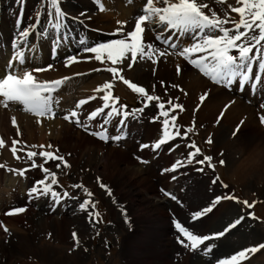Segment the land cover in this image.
Masks as SVG:
<instances>
[{"label": "snow or ice", "instance_id": "snow-or-ice-1", "mask_svg": "<svg viewBox=\"0 0 264 264\" xmlns=\"http://www.w3.org/2000/svg\"><path fill=\"white\" fill-rule=\"evenodd\" d=\"M157 2L163 6H155ZM18 3L22 6L23 0H18ZM41 3L46 6V15L49 18L48 23L51 25L52 31L45 29L39 35L44 39L51 37L52 44L55 47H59L67 41L71 34L70 30L66 31L68 29V15L61 8V0H41ZM95 3L99 5L100 11H104L100 0H95ZM216 3L223 5L226 3V0H216ZM236 3L241 6H230V12L238 14V20L232 17L227 10L224 11L223 18H221L217 11L210 7L207 0H146V4L142 8V14L135 18L134 30L125 34L123 25H121L112 34L119 38L89 46L86 39L81 37L78 43L82 46L81 51L83 53L94 54L91 57H87V59H94L102 65L108 62L111 65H120L125 64L126 61H130V63L125 64L126 67L130 68L138 62V59H147L152 64H156L160 57H167L173 54L166 49L161 50L154 43L144 41V25L146 23L156 25L161 30L155 37L156 41H159L161 44H166L168 48L173 49L175 55L183 57L194 68L199 69L214 85L231 89L234 84H238L240 90H244L246 86L255 90L259 85L264 84V0H236ZM206 9L208 10L207 13L205 12ZM81 15L83 16L84 14L81 13ZM73 19L79 20V17ZM20 23L21 21L18 19V30L14 34L11 42L12 55L5 66L6 74L0 76V106L9 108L10 105H21L22 110L36 116L38 118L37 123H39V118L52 119L56 116L55 106L59 105L60 97L54 94L71 78L64 77L63 79L54 81L41 82L34 75V72L47 71L52 67L51 65L47 69L26 70L24 68V65L27 63L25 48L29 51L34 48V45L30 44L29 41L39 27L40 14H37L35 23L23 29L20 28ZM229 24H231V27H226ZM163 32H171V36L163 35ZM181 37H191L192 43L190 46H185L181 49L175 42ZM254 49L255 52L253 51ZM198 53H202L203 55L196 56ZM194 56L196 58H193ZM78 62L80 60L77 56H70L66 59L65 66L70 67L72 64ZM254 67L256 69L255 73ZM93 71H107L111 73L112 80L119 79L132 92L138 93L143 97L144 107L138 108L136 112H132L127 109L126 105H119V98L113 95V83L110 81L95 89V92L103 93L99 97L103 103L94 111L88 113L83 121L81 119L82 113L78 110L82 109L90 101L96 100V96L80 99L75 104L74 110L63 115L62 118L89 132V128L91 127L90 122L96 121L99 117H103V121L99 124L97 130L90 131L89 134L105 143L109 142L110 139L118 142L125 139V135L122 130L118 129L120 134L110 137L106 126L111 123L112 119L119 117L121 128L126 127V121L130 116L135 117L137 112L143 113L144 108L149 106L148 102L161 101L162 98L149 94L144 87L125 79L121 75L122 69L119 67L107 66L103 69L96 68ZM179 73L180 66L177 65V74ZM77 75L81 74L77 73ZM161 84L163 85V82ZM172 87L179 86L172 85ZM153 89H155V86H153ZM184 94L187 95L186 92ZM207 95L208 93L205 92L199 97L201 104L207 98ZM166 103L170 106L167 109L165 102H160L156 105L160 110L158 115L164 118L162 120L161 138L151 146L147 144L141 145V149L151 147L153 150H159L163 145L174 140L176 137H182L183 134L180 126L176 122L177 117L171 115V113L175 112L176 109L183 112L184 106L183 104L175 103L171 97ZM259 108L264 109V102L259 105ZM222 118L223 113L218 117V120ZM259 120L264 125V115H261ZM16 123V119L13 117V126H16ZM192 131L193 129L191 127L184 130L185 133H191ZM236 132H239V128L236 129ZM17 135H20V129L18 127ZM183 138L186 139V135H183ZM212 142L210 137L206 140V143L211 144ZM18 145L21 146L18 147ZM4 147L5 141L0 139V149ZM25 147L44 149L46 146H23L21 141L12 140L10 148L12 156L20 160L22 157L17 155V153L24 152L27 160L32 161L31 167H39L44 173V177L34 183L33 187L29 190V197L32 199L47 197L52 199L54 203H60L64 198L70 197L71 194L67 192L60 193L55 190L54 186L58 185L57 174L44 166L48 161H59L60 163L55 165L57 169L61 168V166L66 168L71 166L64 156L57 155L58 149L56 151L42 150L37 152L32 150L25 151ZM53 147L51 144L47 145L49 149ZM185 147L190 149L186 155L182 159L177 160L170 168L164 169L163 172H176L182 167L193 165H201L197 169L201 173L204 172L205 169L203 166L205 165L213 172L216 170V165L212 163L213 157L204 155L202 159L197 158L201 155V149L194 142L186 144ZM38 155L44 158V163L39 165L34 160ZM140 162L148 163L144 160ZM224 163L225 161L223 159L219 161L220 165ZM4 167H6L5 164H0V168ZM28 170L9 169V171L20 176H24ZM219 180L220 177H216L212 183L215 184ZM100 187L105 189L109 196L113 195L112 191L106 185L101 183ZM224 187L227 186L225 185ZM73 188L83 189L89 198L93 196V193L82 184L73 185ZM164 195L170 196L173 200L177 199L171 193L164 192ZM236 199L234 196L227 194L216 197L207 206L192 213L191 219L198 221L202 217L212 213L222 200ZM237 202L239 201L237 200ZM243 203L248 208L254 207V204H249L247 201H243ZM89 206H91L92 211H89ZM96 207L97 204L91 199H85L78 205L79 210L87 212L92 221H95L100 216V213L96 211ZM25 211L26 208L19 207L5 214L11 216L22 214ZM244 219L245 217L241 216L226 226L223 231L202 237L193 234L191 230L182 226L180 222L174 221L175 229L188 241V243H185L178 237V243H181L186 249L190 248L195 251L200 245H204L206 241L224 236L228 231L240 225ZM4 231L8 232V229L5 227ZM73 239L79 245L80 241L75 232L73 233ZM259 248H264V244L241 250L237 254L231 255L228 259L219 260L218 264H240L242 260L246 259L248 253H255ZM203 251L205 255L210 254L213 252V247L208 246Z\"/></svg>", "mask_w": 264, "mask_h": 264}, {"label": "bare ground", "instance_id": "bare-ground-1", "mask_svg": "<svg viewBox=\"0 0 264 264\" xmlns=\"http://www.w3.org/2000/svg\"><path fill=\"white\" fill-rule=\"evenodd\" d=\"M1 1L2 0H0V19L2 22V12L4 14L5 9L8 10L9 5H12L13 0H11L9 4H7V2H3V1L1 2ZM72 1L75 3H78V4L80 2V4H79L80 7L82 6L85 11H83L82 8H81L82 9V11H81L80 8L78 7L79 11H77L78 9H76V10L74 9L73 12H76V14L74 15L72 12L73 15H71V16L74 17L76 15H79L80 17H82L81 13H83L84 14L83 16L89 15V14H95V15L97 14V15H100V17L106 18V20H104V22H103L104 23L103 25H98L96 23V24H94L95 26H91V27H95L94 29H98V28H96V26H99L98 30H101V26H103L104 28H107V30H101V31H104V32L112 35L114 32H116V30L118 28L121 27V25H123V31L125 34L127 32H129V30L131 31L134 28L135 24L133 23V25L130 27L131 22L129 21V18H128V14L131 13V10H128L127 12L126 11L123 12L122 10H120L118 8L115 12H113V10H111L112 7L110 6V7H108V10H110L109 12H106V9H105V11L102 14H100L101 12L100 13L92 12L90 7H89L90 5H88L89 2L87 3L85 0H80V1L72 0ZM68 2H70V1H68ZM107 2L109 3V1H107ZM135 2L138 3V0H136ZM207 2L210 4V7H212L214 10H216L218 15H220L221 18H223V13H224L222 11V10H224L223 6L218 5L216 3V1L214 2V0H207ZM36 5H37V13H40V14H42L43 12L46 13V6L42 5L41 2L37 1ZM66 5L67 4L63 5L62 1H61L62 10H64L63 6L65 7ZM15 6L16 5L14 2L13 7H15ZM155 6L161 7L163 5L161 3L157 2L155 4ZM22 7H23V10L25 11V14H26L29 11V9L32 8V1L31 0H24ZM207 11L208 10L206 9L205 12L207 13ZM233 14L236 15V13H233ZM13 16L14 15L12 13V17ZM8 19H9V17H8ZM87 20H88V18H86V21ZM82 21L84 22V20H82ZM118 22H121V23H118ZM6 23H7L6 19H4V22L2 23L4 27L6 26ZM24 24H25V21H24ZM111 25H114V27H115V29H114L115 31H113V32H110L111 28L113 27ZM8 26H9V24H8ZM229 26H231V24L226 25V27H229ZM144 27H145V32L143 33V39L145 42H149L148 40L151 38V35L156 37L157 30H159V28L156 25H151V24H147V23L144 25ZM17 30L18 29L16 27V32H17ZM7 31H9V30H7ZM170 34H171V32H170ZM8 35L10 36V34H8ZM34 35H36V33H34ZM2 36H4V35L2 34ZM114 37H117V36H114ZM36 38L37 37H35L34 39H36ZM111 39H113V38H111ZM1 41H2V39L0 40V43H1ZM191 43L192 42L187 43L186 46H190ZM41 55L42 54H40V57L38 56V58L44 59V57ZM93 55L94 54H91V53H84V54L80 55L78 58L80 60V62L74 63L70 67H66L64 65H57V64L52 63V64H50L52 67L49 70L43 71L42 73H40L38 75H36V74H34V75L37 77L38 80H43V81H53V80H56V79H59L62 77L63 78L64 77H70L71 78L70 80H68L65 83V85H63V88L59 92H57V96L60 97V103H61L60 107L64 105L63 99L66 98L65 97L66 92L71 90L72 88H75L78 86H80V88H84V90H86V89L94 90L92 92L91 91L87 92L89 90H86V91L81 90V92L76 95L78 101L80 99H86V98L91 97V96H96V97L98 96V93L95 92V89L99 86H102L104 83H106L107 80L102 77V78H100V81L94 83L92 86L89 87L88 84L90 82H93L97 77L94 76L95 78H93L91 73H90L91 75L88 74L89 72L85 73L83 75H77V73L81 74L83 72H87V71L91 70L92 68H93L92 70H94L96 68H103V67H107V66L119 67L122 69L121 75H123L125 79H127V80H129V81H131V82H133L139 86H142L140 84L155 86V85H157V83H159L157 86H162V85H160L161 82H163L164 84H166V82H167L168 88H169V90H171L172 96L173 97L180 96V99H178L179 103L190 106L192 113L199 114V115H201V117L202 116L205 117L203 122H208L205 125V132H206V129L209 130L207 133V135H208L207 137L216 139V141L218 142L217 145H219V146L215 149V151H216V154L218 157H221L222 155L225 157V159L227 161V165L229 166V173L227 175L231 179H233L235 182H240L241 184L245 181H249V178L253 179L254 177H257V175L258 176L261 175L259 177L261 179L262 175L264 174V132H263L262 128H260L257 125V121L250 116L251 115V109L249 107L244 105L243 102H241L240 100L238 101L237 99L230 97L221 88L213 86L209 82V80H207V77H205L199 71V69H198V71H193L192 68L190 67L191 64H189L185 59H182L180 56L175 55L174 53L172 55H168L167 57H160L156 64H152V62L150 60H147V59H145L146 60L145 64L144 63L141 64L140 62H142V61L139 62V59H138V62H137L138 64L135 63L130 68L125 66V64L130 63V61H126L125 64H120V65H111L110 62L102 65L98 61H95L94 59H91V60L87 59V57H91ZM199 55H203V54L202 53L196 54V56H199ZM196 56H194L193 58H196ZM81 59H82V61H81ZM139 63L141 65H139ZM177 65L180 66V73L179 74H177ZM31 66H32V63L30 61H27V63L24 65V68L28 69ZM46 66H47V68L49 67L48 64ZM47 68L45 67V69H47ZM134 68H137V70L135 71ZM94 72H96V71H94ZM58 74L61 75V77L58 76ZM106 76H107V78H110L112 80L111 73L106 75ZM81 80H83V81L81 82ZM86 80H88L89 82H86ZM169 84L178 85L179 87H172V86H169ZM83 85H84V87H83ZM259 87L264 88V84H261ZM178 88H181V90H182L181 93H179V94H178V92H176V90ZM77 90H78V88H77ZM79 91H80V89H79ZM75 92H76V90H75ZM185 92L187 93V95L184 94ZM205 92H207L208 95H207V98L202 103L203 107L201 109H203V112L200 113V111H198V108H195V107H197L199 104H201L199 97ZM167 95H169V94H167ZM67 101H71V98ZM96 102H97V99L90 101L87 105L83 106V111L85 112L90 107H94L96 105ZM174 102L177 103V101H174ZM230 104H233L232 107L230 108V110L227 109L226 111H224L226 106H229ZM13 106L14 105H11V106H9V108H4L3 106H0V139H3L5 141V145H6L4 151L0 149V164L6 165V167L0 168V178L2 177L1 174H2L4 169L14 168L15 166H17L19 164V160L14 158L12 156L11 151H10V148L12 145V140H19L22 142L23 146L45 145L46 147L44 149H49V148H47V145L51 144L54 146L51 149L52 151H55L56 148L59 149V151H58L59 154H61V156H64L65 158L69 157L67 155L68 153H71L73 155L72 161L76 162L77 164H80L84 169L85 168L91 169L94 166L95 169L97 170V168L99 167V164L97 166H95V159H98L99 156L96 153H90V154L85 156L83 154V149L85 148V146H92L94 149H97L100 147V148H102V152H103V156L100 158V162H101L104 170L106 171V175L104 176V181L110 185H112V184L114 185L116 183L117 177H116L115 171H116L118 164L122 161L127 162V160H128L125 153L121 152L120 150L113 149L110 146L100 144L92 136H90V134H89L90 131L89 132H86V131L83 132L84 130L80 127H77V126H74V128L73 127L70 128L67 124L62 123L60 120H50L48 118H45V119L39 118L40 122L37 123V119H38L37 117H30V116H26L22 113H19L16 109H14ZM220 109H221V112H220ZM193 111H195V112H193ZM219 113H220V115H221V113H223V118L218 120V117L220 116V115H218ZM260 114L264 115V109H261ZM13 117H15V119H16V122H17L16 126H13V124H12V127L11 126L7 127V123L11 122ZM153 125H156V124H153ZM224 125H228L229 128L231 129V131H229V129H226L224 127ZM146 126L152 127V125H148V124H146L145 127ZM160 126H161V124H160ZM17 127L20 129V132H21L20 135H17ZM235 127L239 128V132H237L236 134L233 133V136H230L231 133L233 132L232 128L234 129ZM156 131H157V127L152 128V133L147 132L145 129L144 130V134H145L144 140H148V139L150 140L151 138H153V134L156 133ZM235 131H236V129H235ZM161 134L162 133H160V135ZM138 135H139V133H138ZM141 135H142V133H141ZM145 144H147V143H145ZM172 144H173V142H170V144L167 143L165 145H172ZM143 145H144V143H143ZM242 145H246L244 148V151L248 152L247 153L248 155L245 157V159L239 160V157L241 155V150L239 149V147ZM173 147L176 148L175 145H173ZM242 147H244V146H242ZM137 148H138V146H137ZM168 148H169V146L167 148L165 146H163L162 149L160 148L159 149V150H161L160 155L157 158H155V156H153L154 158L152 157V155L149 153L150 152L149 149L145 148V149H142L140 152H137L139 150V148H138L135 152V155H134V153H133V155H132V153L130 154V156L135 157L134 160L127 162V164L133 166V164L138 165L137 163H139L141 160L147 161L148 163H146L145 169H141L142 171H145V170H148V166L154 167V165H158L159 163L162 162V164H161L162 168H161L160 174L155 173V176H156V178H158V177H162L164 173H167L168 179L166 180V183H162L160 187L163 188V187L167 186L168 185L167 182H169V180L171 181L173 179V176L176 178L175 179L176 188H175L174 192L173 191L172 192L174 194L176 192V196H177L178 201L172 200L173 202H168V205L170 207L171 203H175L177 205H179L180 202L183 203V201L185 200L184 197L187 194V190L189 189V185L185 186L181 189V187L183 185L180 184L181 183L180 177L181 178H187L185 181L197 180L198 182L194 181L195 185H193V187L195 189L199 190V188H200L199 182L203 178H206V176L202 175L204 177L201 178L202 176H200L201 174L199 175V171H196L197 170L196 167L198 165H193V166H186V167H182V168L178 169L179 172L176 171L177 172L176 176L172 175V178L169 179V176L172 172H163L164 169L171 167L170 163L165 164L163 162L165 157H167V159H166L167 162L170 161L171 155L168 153V150H167ZM184 148L185 147L183 146V149ZM37 149L38 148L25 147V151H27V150L36 151ZM183 149H181V151L183 152L182 156H179L181 159L188 152V151H185ZM186 149H187V147H186ZM123 151H126V149H124ZM177 151H178V149L175 150L174 153H177ZM235 152L237 153V155L235 154ZM22 153H23V160L26 161L27 158H26L24 152H22ZM148 153L153 158V159H151V161H148L146 158V156L149 155ZM155 153H159V152H155ZM172 153H173V151H172ZM136 157H139V159H136ZM171 158H172V156H171ZM153 167H151V170L153 171V174H154L155 171H154ZM59 169L61 170V168H59ZM89 169H88V172H89ZM180 171H182L184 173H181ZM194 173H196V174H194ZM29 176H31L30 177V179H31V178H38L40 175L37 174V172H34V173L30 174ZM29 176H27V177H29ZM136 176H137V180H133L131 178L127 179L130 181L131 189L121 188L118 186H116V187H118L119 190H124L128 194L129 200L132 202L133 207H136V206L141 207L143 205H146L147 209L156 210L155 215H158V216H156L153 219H150V221L157 223V222H159L160 217H163L166 220V217H167V215L169 217L170 212H166L163 207H160L159 205H155V203L149 202L145 197H143L144 194L141 193V189L148 181L143 176L141 171L139 172V171L135 170L134 175H133L134 179L136 178ZM218 176H220V174ZM41 177L42 178L44 177V173L42 174ZM221 178L223 180V177H221ZM101 180L99 179L100 183L106 185L103 182V180H102V182H101ZM203 180L206 181V179H203ZM210 180H211L210 182L204 181L203 182L204 185L211 183L213 186H216V184L212 183L213 179L210 178ZM233 180H231L233 185H235L236 187L239 186V185L235 184V182ZM15 183H16V180L13 179L12 177L9 179H4L3 185L5 187L3 186L4 188L2 190H0V201H1V198L3 197L1 195H3L4 193H8V196H6L4 204L0 203V225L3 224L5 226H8L9 228H11V231H12V232H10L8 230V232H5L4 230H2L3 226H0V232L2 233V234L0 233V235L1 236L4 235V237H5L4 238L2 236L4 238V240H1V242H0V264H32L33 260H38V259L41 261L51 263V264H67L65 262L64 255L61 252L52 250L50 248H38L37 249L33 246V241L42 233H44V234L54 233V231H52V226H54L56 232L58 233L59 239H61V241L68 240L67 243H70L71 246L72 245L75 246L73 249V250H75L77 247L76 246L77 244H76V241L73 239V233L75 232L76 234H78L79 231L75 227L69 225L72 221L68 220V218L73 216L75 221H77L78 225L82 227L84 225V222L87 221V219H89L87 217V215H88L87 212L81 211L77 207L74 209L73 206L75 205V203L73 205L69 202H68V205L66 206L67 210L64 212H61L60 209H58L56 206L57 203H54L52 199L47 198V197H41L39 199H35L36 202L38 203V207L37 208L34 207L31 210L30 208L32 206V202H31V198L29 197L28 193H29V190L33 187L32 181L29 183V185H27V187L25 184H23V185L21 183L18 184L17 189L19 191H21V190L23 191L25 189L24 187H26V189L24 190L25 196L23 197V200H21V201L17 197V194L15 192H12V191H11L12 193L9 192L10 189L13 188L11 186H14ZM49 183H50V179H49ZM156 184H158V183H156ZM19 185H20V187H19ZM98 185H100V184H98ZM110 190L112 191V193L114 195L115 192H113L112 189H110ZM144 191L146 192V194H149V195L158 193L156 191L155 186H150L148 188H145ZM96 193H97V191H96ZM207 193H209V190L205 191L204 195L202 193H200L202 199L203 198H209ZM226 194L229 195L226 188L222 187L221 189L215 190L213 195L208 199L209 200L208 203L207 204L205 203L206 204L205 206H207L209 204V202L212 201L214 198L224 196ZM119 195H121V194H119ZM97 196H100V194ZM121 196L128 198L127 196H124V195H121ZM156 197H159V196L156 195ZM181 198H183V199H181ZM191 199L192 198H190V200ZM9 200H10V202H9ZM204 200H205V202H207L206 199H204ZM11 201H12V203L16 202L17 204H20L21 207L26 208V211L22 214H17V215L15 214V215H11V216L6 215L5 213L11 209V207L8 206L7 204L11 203ZM222 201L225 203L226 207H221L220 206L221 202H220V204L217 205V207L214 209V211L212 213L202 217L198 221H193L191 219V215H190L189 222L193 223L191 225L189 224L190 228L193 227L194 224H196L197 228H198V226L200 228V229L198 228V230L201 231V228L204 229L205 227H203L202 225H199L200 221H202L206 224H210L211 222L215 221L217 218L221 217L219 215H224L225 209H226V214H227L226 216L229 219H233V217H231V215L228 214L229 212L227 213L228 208H229L228 201L227 200H222ZM162 202H164V201H162ZM180 205H179V207H180ZM183 205H181V206H183ZM197 205H200V204H197ZM169 207L167 208V211H168ZM18 208H19V206H18ZM181 208L183 209V207H180V209ZM184 208H186V207H184ZM187 208H188V206H187ZM184 210L185 209H183V211ZM218 210H220L219 213H218ZM191 212H193V211H191ZM194 212H195V210H194ZM55 213L59 214V217H58V219L55 218V219H53L54 221H52L51 218ZM113 213L114 212L112 210V215H113ZM121 213L124 214V218H126L125 215L127 214V218H128V222H129V228L133 229L134 225L136 224L135 220L133 219V215H135V213H133V210L131 209L130 205H129L128 210L126 211V214L122 208H121L120 214ZM171 217L173 219L175 218L174 215ZM53 218H54V216H53ZM229 219H227L226 222H224V224H222V230L221 231H223L226 228V226L229 225V224L228 225L226 224L227 222L232 221ZM118 220L121 222V225H122V219L121 218H113L112 217V221H114L115 224H116V221H118ZM126 221H127V219H125V224L127 227ZM246 222H247V220H243V222L240 224L241 226L238 225L236 228H233L230 231H228L225 235H233V233H235V231H233V230H236V232H237L239 230V228H241L242 225H244V223H246ZM167 224L168 223L164 221L162 223V226L164 228H166ZM85 225H87V227H88L87 222H85ZM172 228H174V227H172ZM207 228H208V226H206L205 230H208ZM215 228L216 227H214L213 229L215 230ZM193 229L195 230V228H193ZM193 229L191 228V230H193ZM213 229H211V230H213ZM21 231L24 232L26 235L20 236V237H18V236L15 237L13 235L14 232H20L21 233ZM172 231H173V229H172ZM195 231H193V234ZM168 232L170 233V229ZM168 232H167V234H168ZM6 233H7V236L5 235ZM179 234L178 233L175 234L176 236L173 235L177 239L176 242L178 241V237L180 239L181 238L180 236H182V235L179 236ZM238 234H240V233H238ZM253 234H254V232H253ZM54 235H55V233H54ZM198 235H200L202 237V236L207 235V234L201 232ZM235 235H236V233H235ZM240 235H238V236H240ZM1 236H0V238H1ZM172 238H174V237H172ZM14 239H15V241H14ZM168 239L171 242L170 237ZM225 239H227V238H225ZM156 240H157V242H159L161 240V238L160 237L156 238ZM236 241H238V239ZM173 244H175V243H173ZM215 244H216V242H215ZM161 245H163V244H161ZM180 245H179V247H180ZM210 245H208V246H210ZM258 245H260V244H258ZM136 246L137 245H135V247ZM214 246H212V247H214ZM168 248H171V247H168ZM73 250H72V252H73ZM160 250L161 251H153L152 250V252L149 253V251H148V253L154 259H158V258L163 259L165 257V252L162 251V247L160 248ZM138 251L140 253H142L140 251V249L137 248L136 250H134L132 252V254H128V257L129 258L130 257H136V255L138 254ZM172 251H174V250H172ZM225 251H226V249H225ZM72 252L70 253V257H69L68 262L70 264H75L77 262L78 254L72 253ZM189 252L190 251H188V253ZM195 252H197V251H195ZM176 253H174V254L176 255ZM225 253L226 252H224V254L223 253H220V254L225 255ZM227 253H229L228 250H227ZM191 254L192 253L190 252V255ZM229 254H227V255H229ZM232 255H233V253H232ZM198 256H200V255H198ZM201 256H203V255H201ZM219 256H222V255H219ZM179 257H177V258L179 259ZM187 257H190V256L187 255ZM187 259H185L186 262H187ZM211 259H213V258H211ZM175 260H177V259H175ZM173 261H171V262L174 263ZM179 261L180 260H178V262ZM186 262L184 264H187ZM206 262H207V260H206ZM135 263L140 264L137 262H135ZM243 264H245V263H243Z\"/></svg>", "mask_w": 264, "mask_h": 264}, {"label": "rangeland", "instance_id": "rangeland-1", "mask_svg": "<svg viewBox=\"0 0 264 264\" xmlns=\"http://www.w3.org/2000/svg\"><path fill=\"white\" fill-rule=\"evenodd\" d=\"M2 1L3 2H8L10 0H7V1L6 0H2ZM32 1H34V0H32ZM35 1L41 2V0H35ZM61 1H62L63 5L67 4L65 7L63 6V9H64L63 11L65 13H67V15L71 16L74 9L75 10L78 9L77 11H79V8H80L81 11L83 9V7L82 6L80 7V5H79L80 2L78 4V3L73 2L72 0H61ZM68 1H70V2H68ZM77 1H80V0H77ZM85 1L87 3L89 2L88 5H90L89 7H91V9L93 11H97L99 13L101 12L100 14H102V12L105 11V8H104V11H99L96 8V4L95 5H91V1L92 0H85ZM100 1H103V3H104V0H100ZM107 1L116 2L115 3V8L119 7L118 3L120 4V6H122V4L124 2L126 4H127V2H129L127 0H122L123 3L121 2V0L120 1L119 0H116V1L115 0H107ZM215 1L216 0H214V2ZM110 6H112V5L109 3L108 7H110ZM222 6H223V9H224V10H222L223 12L225 10H227L230 13L231 16L233 15L232 17H234L235 19L238 20V18H239L238 14L234 15L233 13L230 12V6L231 7L241 6V5H238L236 3V0H226V3L223 4ZM136 7H134V8H136ZM5 10H6V12H10L9 9L8 10L5 9ZM83 11H85V10L83 9ZM29 14H28V20L30 22L34 21L35 13L33 12V10H31V12ZM73 14H76V12H73ZM10 16L12 18V12H10ZM76 16L78 17L79 15H76ZM8 17H7V21H9V22L7 23V27L5 28L6 29L5 30L6 38H7V36H8V38H10L11 35L13 34L12 31L10 30V27H11V22H12V24H14V22H15L14 20L10 21L8 19ZM46 18L49 19L47 17V15H46ZM86 18H88L87 21H86ZM4 19H5V14H3V12H2V23L4 22ZM79 20L80 21L84 20V22L88 26H95L94 24H96V23L98 25H103L104 24L103 22H104V20H106V18L100 17V15H97V14L96 15L95 14H89V15H85V16H82V17L79 16ZM79 20H76V21L79 22ZM44 23L45 22L43 21L42 22L43 26H45ZM8 24H9V26H8ZM111 26H113V27L111 28L110 32L115 31L114 30L115 29L114 25H111ZM229 27H231V26H229ZM92 28H95V27H92ZM96 28L99 29V26H96ZM7 30H9V31H7ZM44 30H45V27H44V29H41V32L44 31ZM76 30H75V32H76ZM101 30H107V28H104L103 26H101ZM241 31H243V29H241ZM8 34H10V36ZM149 42L156 44V41H154L152 38H151V41H149ZM165 49L167 50V48H165ZM253 51L255 52V49ZM80 52H82V51H80ZM81 61H82V59H81ZM140 61H142V62H140ZM139 62L141 64L142 63L145 64L146 60H144V61L143 60H139ZM140 63H139V65H141ZM103 68H101V69H103ZM91 70H89L87 72H83V73H81V75H83L85 73H88V72L90 73ZM134 70L136 71L137 68H134ZM91 74H92L93 78H95V77H97V78L93 82H90L88 84L89 87L92 86L94 83L100 81L101 77H103V78L106 77L107 81H109V82L112 81V83H113V89H112L113 95L115 97H118L119 100L122 102V104H125L129 109H131L134 112H136V110L138 108L144 107V99H143V97L139 96L138 93L132 92V90L130 88H128V86L126 84H124L122 81H120V80H114V81L110 80L109 78H107L106 74L103 73V71L94 72L92 70ZM58 76L61 77V75H59V74H58ZM82 81L83 80H81V82ZM86 82H89V81L86 80ZM158 84L159 83H157V85ZM140 85H144L142 87H144L145 89L148 88V89H146V91L149 94L154 95V96H160L162 98V100L161 101L148 102L149 106L144 108L143 113H139V112L136 113V114H140L141 117H142V119L137 121L138 124H139V127H141V124L143 123V121L145 122V121H149V118L150 119L151 118L152 119L155 118L154 120H156L157 123H159L157 126L160 129H162L161 127H162L163 117L158 115L160 110H159V108L156 105L158 103H160V102H165L166 109H167L170 106L167 105L166 101L171 97V98H173L174 101H177V103H179L178 99H180V96H176V97L172 96L171 90H169L167 82H166V84L163 83V85L160 83V85H162V86L155 85V89L154 90H153V86L146 85V84H140ZM169 86H172V85L169 84ZM83 87H84V85H83ZM77 88H78V90H77ZM77 88L72 90V92H71L72 97L75 96V93L81 92V90L82 91L89 90L87 92L94 91V90H90V89L84 90V88H80V86L77 87ZM79 89H80V91H79ZM75 90H76V92H75ZM181 91H182L181 88H178L176 90V92H178V94L181 93ZM167 94H169L170 96L167 95ZM101 95H103V93L100 94L99 97ZM245 98L247 99V101H245L244 99L242 101H244L245 103L247 102L246 105L248 107H250L251 115L250 114L249 115L253 119H255L257 121V125L260 128L263 129L264 125H262L260 123V120H259V117L261 115L260 114L261 109H259V105L262 102H264V98L259 97V98H256L255 100L254 99L252 100L251 98H248V97H245ZM99 101H101V100L99 99ZM99 104H100V102H98V105ZM179 104H182V103H179ZM233 104H230L229 106H227L224 111H226L227 109L230 110V108L232 107ZM202 105L203 104H199L198 105L199 107L197 105H196L197 107H195V108H198V111H200V113L203 112V109H201L203 107ZM183 106H184V111L183 112H181L179 109H176L175 112L171 113V115H175L177 117L176 122H177V124L180 125V129H181L182 134L186 135V137H187L185 139V138H183V135H182V137H178L176 142L175 141L173 142L172 145H175L176 147H177V145H179V147L176 148V149H178V151H177L178 154L173 153L171 155L172 158L170 156V161L172 160L171 162L169 161L171 166L177 161L178 156H182L183 152L181 151V149H183V146L185 147L186 144H190L192 142H194L201 149V155L199 156V158L197 157L198 159H202L204 155H207V156L213 157L212 163L216 165V170L214 172L210 168H208L206 165L203 166L206 171L204 170L203 173L199 172V175L201 174L200 176H202V175L206 176V178H203L204 176L201 177L203 179H206V181L202 179L199 182V184H200L199 190H197V189H195L193 187V185H195L194 181L198 182L197 180H192V181L187 180V181H185L187 178H181L180 177V179H181V183L180 184L183 185L181 187V189L183 187L189 185V189L187 190V194L184 197L185 200L183 201V203L182 202L179 203V205L180 204L181 205L184 204L183 206L180 205V207H183V209H185L184 211H183L182 208H181L182 209L181 210L179 205H177L175 203H171L170 207H169L168 202H170L171 200H168V197H167V200H166L165 198H163V199L157 198L156 197L157 193L156 194H152V195L146 194V192L144 191L145 188H148L150 186H155L156 191H157V185L159 184L161 186L162 183H166V180L168 179V175H167V173H164L162 177L156 178L155 173L156 174H160V170H156L157 168L154 167L155 168V172L153 174V171L151 170V167H153V166H148V170L142 171L141 170V169H143L142 165L133 164V166H132V165H128L127 164V162H130V161L134 160V158H135L134 156H130V154L132 153V155H133V153H134V155H135V150H137L139 148V146L141 145L140 144L138 146V148H137V143L140 142V140L137 141V138L134 137L135 134H136V130L135 129L134 130L129 129V132L131 133L132 137L129 136L128 139L130 137L131 138L134 137V140L132 142H129L131 144L130 148L126 149V151H123L124 149L123 150L120 149L121 152L126 154L128 160H127V162L126 161H122V162H120L118 164V166L116 168V171H115L117 179H116V183L114 185L113 184L112 185L107 184L104 181V176L106 175V171L104 170V168H103V166H102V164L100 162V158L103 156L102 148H100V147L97 148V149H94L92 146H85V148L83 149V154L85 156L90 154V153H96L99 156L98 159H95V166H97L99 164V167L97 168V170L95 169L94 166L91 169H89V168H85L84 169L80 164H77L76 162H73L72 161V158H73L72 156L73 155L71 153H68L67 155L69 157L65 158L67 161L69 160L68 163L71 165L70 167L66 168V167L61 166V170L57 169L55 167V165L60 163V162L59 161H54L55 163L53 165H51L49 169L51 171L56 172V174H57L58 185L55 186V190L60 192V193L67 192V193L71 194L70 197H66V200H68L69 203H71L73 205L75 203V205L73 206L74 209L76 207L78 208L79 203H81L83 200L91 199L94 203L97 204L96 211H98L100 213V216L98 218H96L95 221H92L89 218V216L87 215V217L89 219H87V221H85V222H87L88 227H87V225H85V222H84V225L82 227L79 226L77 221H75V219L73 218V216L68 218V220L72 221L69 225L75 227L79 231V233L77 234V237H78L80 243H79V245H76L77 247H76L75 250H73L75 246H73V245L71 246L70 243H67L68 240L61 241V239H59L58 233L56 232L54 226H52V231H54L55 235H54V233H48V234L42 233L35 239L36 241L35 240L33 241V246L35 248H37V249L38 248H50L52 250L61 252L64 255L65 262L67 264H70L68 261H69L70 253L72 252V250H73L72 253L78 254L77 262L75 264H136L135 262L140 263V264H158V263L159 264H171L172 263L171 261H173V260H174L173 261L174 263H172V264H176V263L177 264H180V263L184 264L186 262L185 259H187V258H188L187 262H186L187 264H218L219 260L225 259V258L227 259V258L231 257L232 253L234 255V254H237L238 251L246 250V249H249V248H252V247H258L259 246L258 244H264V174L262 175L261 179L259 178L261 175L260 176L257 175V177H254L253 179L249 178V181H245L242 184L240 182H235L233 179H231L227 175L229 173V166L227 165V161H226L225 157L223 155L221 157H218L217 154H216L215 149L219 146V145H217L218 142L216 141V139L211 138L213 142L211 144L206 143V140L208 139L207 133H208L209 130L206 129V132H205V125L208 123V122H203L205 117L204 116L201 117V115H199V114L192 113V110H191L190 106H187L185 104H183ZM90 108L88 110H86L85 112H88L90 110ZM18 109H20V108H18ZM193 112H195V111H193ZM220 112H221V109H220ZM218 115H220V113ZM143 118H144V120H143ZM61 119H62V117H61ZM63 120L64 119H62V122H63ZM150 123H153V121H151ZM66 124L69 127L71 125V123H69V124L66 123ZM160 124H161V126H160ZM130 125H132V124L130 123ZM8 126L12 127V121L7 123V127ZM157 126L156 125H152V127L146 126L145 129H146L147 132L152 133V128L153 127H157ZM190 127L193 129V131L191 133H185L184 130L187 129V128H190ZM224 127L226 129H229V131H231V129L229 128L228 125H224ZM235 129H237V128L236 127L234 129L232 128L233 132L231 133L230 136H233V133H237L235 131ZM138 133L141 134L142 132L140 131ZM142 135H143V133H142ZM141 143H143V142H141ZM146 143H148V142H146ZM149 143L152 144L153 141H150ZM107 145H111V143H109ZM242 146H244V147H242ZM242 146L239 147V149L241 150V155L239 157V160L240 159H245V157L248 155L247 154L248 152L244 151V148H245L246 145H242ZM18 147H19V145H18ZM38 149L36 150L37 152L43 150V149H39V150ZM176 149L174 147H172V151H175ZM1 150L4 151L5 147L3 149H1ZM45 150L48 151V149H45ZM56 150H57V148H56ZM183 150L189 151L190 149H188V148L186 149V147H185ZM18 154H19V156L22 157V153L18 152L17 155ZM150 154H152V153L150 152ZM150 154L147 155V158H148V156H150ZM235 154L237 155L236 152H235ZM155 156H158V154H156ZM136 159H139V157H136ZM166 159H167V157H165L163 162L165 164H168L169 162H167ZM221 159H223L225 161V163L223 165L219 164V161ZM34 160H35L36 164L39 165V164H42V162L44 161V158L40 157L38 155L37 157L34 158ZM31 164H32V161H24L23 163H21V167H25L26 166L27 168L28 167L32 168ZM199 167H201V165H198L196 167V169H198ZM38 169H39V167L34 168V170H38ZM88 169H89V172H88ZM135 170H137L139 172L141 171L143 176L148 181L141 189V193L144 194L143 197H145L149 202H153V203H155V205H159L160 207H163L166 212H170V215H169L170 218L167 215L166 220L163 217H160V220L157 223H154V222L150 221V219H153L156 216H158V215H155L156 214V210L147 209L146 205H143L141 207H137V206L133 207L132 206V202L129 200L128 194L124 190H119L118 189V187L131 189L130 181L127 180V179L131 178L133 180H137V176H136L135 179L133 177ZM35 172H37V171H35ZM181 173H184V172H181ZM40 174H41V172H40ZM194 174H196V173H194ZM217 174L218 175L220 174V176H218ZM172 175L176 176V173L172 172L170 174V176H169V179L172 178ZM98 177H99L100 180L102 179L103 182L110 189L113 190V192H115L114 195L109 196L107 194V192L105 191V189L101 188L100 185H98V184H101L100 181L98 180ZM216 177H220V180L215 183L217 187L213 186L211 183H208V184L204 185V183H203L204 181L205 182H208V181L210 182L211 181L210 178H212L214 180ZM221 177H223V180H222ZM156 179L158 180V182H157ZM174 179H175V177L173 176L172 181ZM102 180H101V182H102ZM231 180H233L235 182V184L239 185V186H237L238 188L235 185H233ZM156 183H158V184H156ZM167 183H168V185L166 186L167 187L166 191H169L168 193L172 194L173 193L172 191H174V189L176 188L175 185L173 184L174 182H171L169 180V182H167ZM76 184L84 185L88 190H90L93 193V196L89 198V197L86 196V194L83 191V189H75V188H73V185H76ZM223 185L224 186L226 185L227 187H224ZM116 186H118V187H116ZM4 187H1L0 190H2ZM19 187H20V185H19ZM222 187L227 189L229 195H232L235 198H237L236 200H232V201L231 200H227L228 204H229V208H228L227 213L229 212L228 214L231 215V217H233V219H229L226 216L227 214H226V209H225L224 210L225 214L224 215H219L221 217L217 218L215 221L211 222L210 224H206V223H204L202 221L199 222V225H202L205 228H206V226H208V228H207L208 230H205V228L204 229L201 228V231H199L198 230L199 226L197 228L196 224H194V226L192 225L193 227H191L192 229L195 228L196 231L194 229L191 230L189 224L191 225L193 223L189 222L190 215H192L194 210L196 212V211H198V209L200 210V209L204 208V206L209 201L208 199L213 195L214 191L217 190V189H221ZM204 190L205 191L209 190V193H207L209 198H203L202 199L200 193H202L204 195L205 194ZM96 191H97V193H96ZM96 194L97 195L100 194V196H97ZM119 194L127 196L128 198L123 197V196H121ZM3 195H1V196H3ZM174 196L177 198L176 192H175ZM18 197L20 199L22 197V194L20 193L18 195ZM76 197H78V199H76ZM190 198H192L193 200L192 199L190 200ZM181 199H183V198H181ZM204 199H206L207 202H205ZM175 200L178 201L177 199H175ZM237 200L239 202H237ZM162 201H164L165 203L162 202ZM243 201H247L249 204H254V207L248 208L243 203ZM2 202H5V201H2ZM31 202H32V206L30 208L31 210L34 207H36V208L38 207V203L36 202L35 199L31 200ZM197 204H200V205H197ZM129 205H130L131 209L133 210V213H135V215H133V219L135 220L136 224L134 225L133 229L129 228V222H128V218H127V214H126V211L128 210ZM18 206L21 207L20 204H18ZM187 206H188V208H187ZM220 206L221 207H226V205H225V203L223 201H221ZM168 207H169V209L167 211ZM184 207H186V208H184ZM121 208L124 210V212L126 214L125 215L126 218H124V214L123 213L120 214ZM66 210H67V208H66ZM112 210L114 212L113 215H112ZM89 211H92L91 206H89ZM191 211H193V212H191ZM219 211L220 210H218V213H219ZM173 215L175 217L174 219L171 217ZM53 216H54V218H53ZM53 216L51 218L52 221H54L53 219H55V218L58 219V217H59V215L56 214V213ZM241 216L245 217L244 220H247V222L244 223V225H242L241 228H239L240 231L238 230L236 232V230H233V231H235L236 235H235V233H233V235H225V236H222V237H216V238H214L212 240L206 241L204 245H200L199 246L198 250H195L197 252L191 250L190 248L186 249V248L183 247V245L181 243H178V241L176 242L177 239L175 237L176 236L175 234H177V233L179 234V232H178V230L175 229L174 221L180 222L182 226L188 228L192 232L195 231L194 234L196 232L198 234L203 232V233H205L207 235H214V234H216V232L217 233L221 232L222 224H224V222H226L227 219L232 220V221L226 223L228 225L231 222H233L235 219H237L238 217H241ZM112 217L113 218H121L122 219V225H121V222L119 220L116 221V224H115L114 221H112ZM253 217H255V219H253ZM125 219H127V221H126L127 227H126V224H125ZM164 221L168 223L166 228H164L162 226V223ZM3 226L6 227L10 232H12L11 228H9L8 226H5V225H3ZM171 226L174 227V228H172ZM214 227H216L215 228L216 231L213 229ZM171 228L173 229L174 232L172 231ZM169 229H170V233L168 232ZM211 229H213V230H211ZM2 230H4V228ZM167 232H168V234H167ZM253 232H254V234H253ZM238 233H240L241 235L238 234ZM237 234L240 235V236H238ZM5 235L7 236V233ZM13 235L15 237L16 236L20 237V236H24L26 234L21 231V233L20 232H14ZM173 235H175V236H173ZM180 235L181 234H179V236ZM2 236L4 237V235H2ZM2 236L0 238V242H1V240H4V238H5V237L3 238ZM159 237L161 238V240H160L161 242L159 241L160 243L157 242V240H156V238H159ZM169 237H170L171 242L168 239ZM172 237H174V238H172ZM180 237H181L180 239L184 240L185 243L188 242L187 239L184 238L183 236H180ZM225 238H227V239H225ZM237 239H238V241H236ZM14 241H15V239H14ZM215 242H216V244H215ZM173 243H175V244H173ZM161 244H163V245H161ZM178 244L179 245L181 244L180 247H179ZM207 244L208 245L211 244L210 246H214V245L215 246L213 247V252L212 253L205 255L203 250L206 247H208ZM135 245H137V246L135 247ZM161 247H162V251L165 252V257L163 259H159V258L158 259H154V258H152L149 253L152 252V250L153 251H161L160 250ZM168 247H171L172 249L168 248ZM137 248H139L142 253H140L138 251V254L136 255V257H130L129 258L128 254H132V252L134 250H136ZM225 249H226V251H225ZM172 250H174V251H172ZM227 250H228V252L231 255L229 253H227ZM148 251H149V253H148ZM188 251H190L194 256L192 254L190 255V252L188 253ZM223 251L226 252L225 255H223L224 254ZM174 253H176V255ZM220 253H223V254H220ZM186 254L188 256H190V257H187ZM227 254H229L230 256L227 255ZM198 255H200V256L203 255V256L200 257ZM219 255H222L223 257L219 256ZM177 257H179V259ZM174 258L177 259V260H175ZM190 258L192 260L193 259L194 260L192 261ZM211 258H213V259H211ZM178 260H180L181 262L179 261L180 262L179 263ZM206 260H207V262H206ZM242 262L245 263V264H264V248H259V250L257 252L252 253V254L248 253L246 259L242 260L241 263ZM33 263L34 264H51V263H48V262H45V261H41L39 259L38 260H33Z\"/></svg>", "mask_w": 264, "mask_h": 264}]
</instances>
